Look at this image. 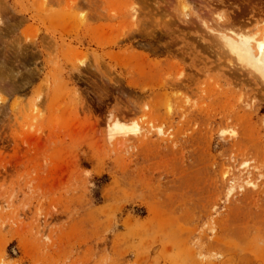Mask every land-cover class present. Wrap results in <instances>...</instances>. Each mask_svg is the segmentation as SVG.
Segmentation results:
<instances>
[{
    "label": "rangeland",
    "instance_id": "obj_1",
    "mask_svg": "<svg viewBox=\"0 0 264 264\" xmlns=\"http://www.w3.org/2000/svg\"><path fill=\"white\" fill-rule=\"evenodd\" d=\"M218 21L264 0H0V264H264V83Z\"/></svg>",
    "mask_w": 264,
    "mask_h": 264
},
{
    "label": "bare ground",
    "instance_id": "obj_2",
    "mask_svg": "<svg viewBox=\"0 0 264 264\" xmlns=\"http://www.w3.org/2000/svg\"><path fill=\"white\" fill-rule=\"evenodd\" d=\"M133 9L134 11L131 14V16L134 18L136 16V11L138 10L137 9L135 10V8ZM187 12H188V9H187ZM187 12L185 11L182 13V15H184L186 18V19L183 18L182 20L185 19L187 21L188 18L191 16L190 13L189 12L187 13ZM220 17L223 18L222 15H220L219 18ZM206 28H207L206 33L208 34L209 32L211 37L214 40L213 42H215L214 45L215 44L218 45L219 48L223 50V52L225 51L228 55L232 56L231 58L237 61L238 64H240L242 67L248 68L250 73L252 72V74L255 73V75H259V78H261V80L264 83V34L258 33L256 35H250L247 33L244 34V32L242 34L239 31H236L235 29H233V25L230 24L229 22L226 23V22L218 21L216 24H214V26H210V27L206 26L205 29ZM4 71L5 70H3L2 72ZM17 87L14 85V83L7 81V76L5 77L4 74H0V89H5V91L7 90V91L14 92L17 90ZM114 123H115L114 126L111 125L113 135L121 134V133L125 134V133H128L130 130H132V129H129L126 125L120 124L119 122H114Z\"/></svg>",
    "mask_w": 264,
    "mask_h": 264
}]
</instances>
